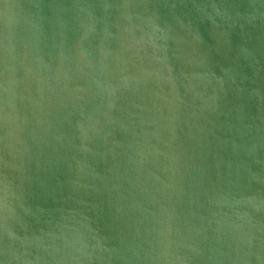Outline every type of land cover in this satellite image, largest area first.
I'll list each match as a JSON object with an SVG mask.
<instances>
[{"label": "water", "instance_id": "95a60500", "mask_svg": "<svg viewBox=\"0 0 264 264\" xmlns=\"http://www.w3.org/2000/svg\"><path fill=\"white\" fill-rule=\"evenodd\" d=\"M0 264H264V0H0Z\"/></svg>", "mask_w": 264, "mask_h": 264}]
</instances>
